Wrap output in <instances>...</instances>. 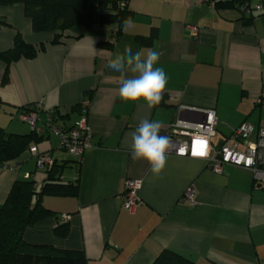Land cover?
Returning <instances> with one entry per match:
<instances>
[{
    "label": "crops",
    "instance_id": "1",
    "mask_svg": "<svg viewBox=\"0 0 264 264\" xmlns=\"http://www.w3.org/2000/svg\"><path fill=\"white\" fill-rule=\"evenodd\" d=\"M248 3L251 14L217 8L211 0H129L133 23L124 25L111 47L100 45L110 39V26L70 31L63 42L52 44V33L32 30L22 4L0 8V52L13 47L18 32L29 43L45 45L32 59L6 63L0 58V126L30 133L29 123L16 118L23 107L43 101L41 126L49 110L60 109L68 116L55 125L71 127L84 103L92 130V147L80 162L62 154L54 132L39 134L45 136L39 151H50L60 162L73 159L64 176H79V192L45 196L44 206L56 214L27 228L26 242L83 251L88 264H152L165 248L197 264H264V189L251 171L226 165L216 173L203 158L167 154L156 177L146 161L132 158L129 136L143 119L158 122L166 136L175 119L203 120L204 111L213 109L215 147L234 145L233 129L244 122L253 132L239 149L258 141L264 130V0ZM128 47L133 53H160L156 66L169 78L165 105L149 109L143 100H121L120 73L107 65ZM133 75L138 73H124ZM18 162V169L0 172V205L25 174L32 173L39 186L46 178L29 151ZM128 178L142 181L141 202L133 212L121 199ZM189 187L196 194L193 205L183 200ZM62 214L71 215L69 221L63 222ZM65 223L66 236L57 234Z\"/></svg>",
    "mask_w": 264,
    "mask_h": 264
},
{
    "label": "trees",
    "instance_id": "2",
    "mask_svg": "<svg viewBox=\"0 0 264 264\" xmlns=\"http://www.w3.org/2000/svg\"><path fill=\"white\" fill-rule=\"evenodd\" d=\"M248 1L226 0L218 1L215 5L217 8H239L242 12L251 14L253 9H250ZM128 2L129 0H0V8L17 3L22 4L25 15L31 21L32 30L37 33H52V44L63 42L70 35V31L110 26L113 32L110 39L100 45L111 47L114 40L122 33L125 19L134 16ZM3 22L0 21V23ZM44 49V43L40 45L29 43L18 32L13 47L0 52V58L6 63L22 58L32 59ZM166 100L167 95L164 92L163 100L159 105H165ZM0 103L3 102L0 100ZM36 103L23 107L19 111V118L21 119V113L33 109ZM76 108L78 109L79 105L74 107ZM55 112L52 122L57 121L59 117L68 116V114L63 115L60 109H56ZM57 127L70 128L64 125ZM39 134L41 133L32 127L30 133L18 134L11 133L0 126V172L7 164L18 162L23 153L29 151L33 144L38 147V144L45 139L44 135ZM73 158L77 161L75 157ZM72 161L73 159L60 162L54 159V164L44 170L46 178L40 186L32 173L28 178L15 180L5 202L0 205V264H88V258L83 251L59 249L52 245H33L23 239L27 228L42 218L56 214L44 206L45 196L78 195L79 176L76 175L71 179L64 176L67 164ZM68 230L65 223L56 232L66 236ZM152 264L197 263L180 252L165 248L156 256Z\"/></svg>",
    "mask_w": 264,
    "mask_h": 264
},
{
    "label": "built area",
    "instance_id": "3",
    "mask_svg": "<svg viewBox=\"0 0 264 264\" xmlns=\"http://www.w3.org/2000/svg\"><path fill=\"white\" fill-rule=\"evenodd\" d=\"M218 1L211 0L213 4ZM124 5V3H123ZM257 5L256 9H261ZM252 9V7L250 8ZM83 113L80 119L70 128H59L52 122L56 112L51 109L47 112V118L44 126H41V113L44 110L43 101H38L33 109L21 113V119L28 122L33 129L42 133L44 130L54 132L59 137V149L66 151L78 162L81 161L87 149L92 147V130L88 123L87 105L83 103ZM203 120L175 119L169 126L167 135L172 141V147L167 154H173L180 157H198L207 161L209 168L216 173H222L226 165H234L247 169L252 172L254 179L264 189V130L261 131L258 141L255 144L248 145L245 151L239 149V143L248 139L253 132V126L247 122L233 129L230 136L235 140L234 145L228 142L215 147L212 139L217 135V116L213 109H207ZM203 142V143H200ZM203 152V155L198 154ZM29 153L36 158L39 169H47L54 164V157L51 152H41L36 145H32ZM20 162L7 164L4 169H18ZM30 173L25 174L28 178ZM142 181L140 179L128 178L126 180V189L121 196L123 206L133 212L141 202L140 190ZM183 200L193 205L196 203V194L193 187H189ZM71 215L62 214L63 222L69 221Z\"/></svg>",
    "mask_w": 264,
    "mask_h": 264
},
{
    "label": "clouds",
    "instance_id": "4",
    "mask_svg": "<svg viewBox=\"0 0 264 264\" xmlns=\"http://www.w3.org/2000/svg\"><path fill=\"white\" fill-rule=\"evenodd\" d=\"M126 26L132 25L131 17L124 21ZM160 53L155 50L136 51L125 48L108 60V67L120 73L119 96L124 102L137 103L143 100L149 109L158 106L163 100L169 78L163 67L156 66ZM133 75L125 78L124 73ZM161 125L158 122L143 119L136 129L129 133L131 138V154L134 160H144L150 165L153 176L159 177L167 165V153L172 147L168 136L160 135Z\"/></svg>",
    "mask_w": 264,
    "mask_h": 264
},
{
    "label": "rangeland",
    "instance_id": "5",
    "mask_svg": "<svg viewBox=\"0 0 264 264\" xmlns=\"http://www.w3.org/2000/svg\"><path fill=\"white\" fill-rule=\"evenodd\" d=\"M28 18V17H27ZM29 19V18H28ZM30 20V19H29ZM17 120H19L20 121V118H16ZM54 135H56L57 137H58V135L57 134H54ZM216 137V136H215ZM215 137H213V138H215ZM59 138V137H58ZM216 139H218V138H216ZM63 155H65V157H68L69 158V155L68 154H66V152H63L62 153Z\"/></svg>",
    "mask_w": 264,
    "mask_h": 264
},
{
    "label": "water",
    "instance_id": "6",
    "mask_svg": "<svg viewBox=\"0 0 264 264\" xmlns=\"http://www.w3.org/2000/svg\"><path fill=\"white\" fill-rule=\"evenodd\" d=\"M186 110H192V111L196 112V111H195L196 109L187 108ZM205 115H206V114H205Z\"/></svg>",
    "mask_w": 264,
    "mask_h": 264
},
{
    "label": "snow or ice",
    "instance_id": "7",
    "mask_svg": "<svg viewBox=\"0 0 264 264\" xmlns=\"http://www.w3.org/2000/svg\"><path fill=\"white\" fill-rule=\"evenodd\" d=\"M200 143H203V142H200ZM198 154L203 155V152L201 151V152H199Z\"/></svg>",
    "mask_w": 264,
    "mask_h": 264
}]
</instances>
